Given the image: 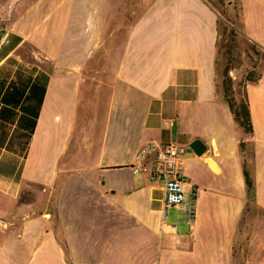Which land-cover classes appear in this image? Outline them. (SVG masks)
I'll return each instance as SVG.
<instances>
[{
	"label": "crops",
	"instance_id": "crops-1",
	"mask_svg": "<svg viewBox=\"0 0 264 264\" xmlns=\"http://www.w3.org/2000/svg\"><path fill=\"white\" fill-rule=\"evenodd\" d=\"M236 2L264 52V0ZM218 39L216 0H0V264H264V64L245 133ZM146 142L179 147L192 221L131 171Z\"/></svg>",
	"mask_w": 264,
	"mask_h": 264
},
{
	"label": "rangeland",
	"instance_id": "rangeland-1",
	"mask_svg": "<svg viewBox=\"0 0 264 264\" xmlns=\"http://www.w3.org/2000/svg\"><path fill=\"white\" fill-rule=\"evenodd\" d=\"M219 10V39L216 59V70L221 80L231 81L230 90L224 95L227 99H233L238 104L245 100L244 82L248 72L255 75L264 64V52L248 41L238 28L239 6L236 0H216ZM224 92V90H223ZM140 178V175L138 176ZM41 188L38 186H25L19 192V202H27L40 196ZM55 190L50 194L41 196L47 203L48 211L54 210L53 203ZM188 195L187 193L185 194ZM48 197L51 198L48 201ZM45 203V204H46ZM264 218V214L254 211V216ZM175 216V210H168V221ZM251 229V228H250ZM258 235L262 234L264 239V221L261 222L256 230ZM260 239V238H258Z\"/></svg>",
	"mask_w": 264,
	"mask_h": 264
},
{
	"label": "built area",
	"instance_id": "built-area-1",
	"mask_svg": "<svg viewBox=\"0 0 264 264\" xmlns=\"http://www.w3.org/2000/svg\"><path fill=\"white\" fill-rule=\"evenodd\" d=\"M130 168L133 173L144 174L150 182L161 186L165 206L182 211L188 222L194 219L196 189L185 190L184 159L176 144L146 142L136 151Z\"/></svg>",
	"mask_w": 264,
	"mask_h": 264
},
{
	"label": "trees",
	"instance_id": "trees-1",
	"mask_svg": "<svg viewBox=\"0 0 264 264\" xmlns=\"http://www.w3.org/2000/svg\"><path fill=\"white\" fill-rule=\"evenodd\" d=\"M257 77L258 74L255 75L252 72H248L246 76V80H255L257 79ZM230 86H231V81L229 79L223 80L224 95L230 90ZM225 99L228 102V106L230 108V111L233 115L235 122L244 130L245 133H250L252 131V128H251L246 99L239 104L233 99L231 100L227 99L226 96ZM243 175L247 189L248 191H250L252 188V183L248 171L245 167H243Z\"/></svg>",
	"mask_w": 264,
	"mask_h": 264
},
{
	"label": "water",
	"instance_id": "water-1",
	"mask_svg": "<svg viewBox=\"0 0 264 264\" xmlns=\"http://www.w3.org/2000/svg\"><path fill=\"white\" fill-rule=\"evenodd\" d=\"M191 148L194 150L195 153L199 154L202 152L203 150V146L202 144L198 141V140H195L192 145H191Z\"/></svg>",
	"mask_w": 264,
	"mask_h": 264
}]
</instances>
